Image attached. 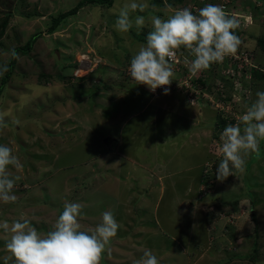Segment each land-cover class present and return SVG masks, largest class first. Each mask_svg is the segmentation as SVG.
Instances as JSON below:
<instances>
[{
    "label": "rangeland",
    "instance_id": "374dc122",
    "mask_svg": "<svg viewBox=\"0 0 264 264\" xmlns=\"http://www.w3.org/2000/svg\"><path fill=\"white\" fill-rule=\"evenodd\" d=\"M79 1L0 0V66L14 61L9 78L3 80L6 71L0 74L6 125L0 144L11 147L23 165L19 172L9 166L20 177L13 190L17 199L0 202V221L25 216L47 232L66 202L80 203L81 230H93L106 211L119 224L101 264H133L145 250L160 264H264V141L247 158L244 173L224 182L215 174L220 133L264 91V78L252 73L236 81L214 63L203 75L211 87L212 94L202 91L208 99L192 105L189 90L172 87L178 102L154 97L164 92H152L128 74L151 30L148 17L167 18L165 13L200 0H145L149 9L133 14L145 16L144 28L126 34L113 27L124 0L86 2L50 31L53 19ZM233 1L240 45L251 54L252 71H264L258 42L264 40V0ZM39 31L27 53L11 56ZM173 71V81L184 74ZM167 129L181 137L159 142L153 134ZM185 163L194 170L188 172ZM5 240L0 230V264Z\"/></svg>",
    "mask_w": 264,
    "mask_h": 264
},
{
    "label": "clouds",
    "instance_id": "9594fccd",
    "mask_svg": "<svg viewBox=\"0 0 264 264\" xmlns=\"http://www.w3.org/2000/svg\"><path fill=\"white\" fill-rule=\"evenodd\" d=\"M154 7V6H153ZM166 8L171 5L165 4ZM149 9L145 0H124L118 7L114 29L121 34L135 27L139 33L146 24L143 13ZM167 18L151 15L148 22L151 30L146 43L139 45L128 67L129 77L136 84L146 85L155 92L163 88L169 94L173 81L174 64L177 52L185 49L188 71L197 75L214 63L235 55L241 43L235 30L239 21L234 15L214 4H208L193 14L189 8H178ZM11 56L18 58L15 50ZM7 66H0V74ZM178 90V89H176ZM255 100L245 107L236 123L228 124L219 135L216 152L221 157L216 169V179L224 182L229 176L242 174L246 169L247 158L259 151L264 141V91H257ZM5 114L0 113V128L5 127ZM9 166L19 172L23 165L8 145L0 144V202L14 203L17 199L13 190L18 175H13ZM80 203L66 202L62 213L47 232L38 231L32 221L21 216L9 222L0 221L5 240L3 264H101L102 257L111 238L116 236L119 224L111 211L102 213L101 222L89 231L81 230L82 218ZM133 264H160L152 250H145Z\"/></svg>",
    "mask_w": 264,
    "mask_h": 264
},
{
    "label": "built area",
    "instance_id": "2783aa9c",
    "mask_svg": "<svg viewBox=\"0 0 264 264\" xmlns=\"http://www.w3.org/2000/svg\"><path fill=\"white\" fill-rule=\"evenodd\" d=\"M234 3L233 0H200L198 3L190 2L186 5H181V8H189L192 10L193 14H198V10L205 7L208 4H214L222 7L226 13L229 15H234L235 7L232 6ZM249 17V16H248ZM248 17H245L243 20H247ZM240 22V19H238ZM248 24V23H247ZM182 48L178 50L177 52V62L174 64V69L179 72H183L184 74L180 78H176V80L172 81V83L168 87L169 89L172 87V89H178L183 88L190 91L192 94L190 97H188V101L190 104L195 105L197 102H199V98H205L208 99L209 97L205 96L202 91L207 90L212 94L210 91L211 89H208L207 84H202V81L205 79L203 78V75L205 76V72L198 73L197 75L193 76L189 71L188 67L185 64V57L190 61L192 59L191 56H188V53L186 50L182 52ZM219 65H222L221 72L225 73L227 76H233L236 81L238 78H240L242 75H244V78L251 77L252 71V57L251 54L246 50L242 49V46L239 45L238 50L235 55H230L226 57L222 63H218ZM183 70V71H182ZM250 73V75H248ZM249 80V79H248ZM164 90L163 88H160ZM157 89L156 91L160 90ZM220 101H222V104L227 103L229 100L226 96L219 97ZM224 116V114H222Z\"/></svg>",
    "mask_w": 264,
    "mask_h": 264
},
{
    "label": "trees",
    "instance_id": "16d2710c",
    "mask_svg": "<svg viewBox=\"0 0 264 264\" xmlns=\"http://www.w3.org/2000/svg\"><path fill=\"white\" fill-rule=\"evenodd\" d=\"M183 1V0H180V2ZM86 2H94V3H101V4H107V5H111L113 3V0H80L74 7H72L71 9L65 11L64 13H62L61 15H59V17H56L53 19V24L51 25L50 27V31H52L56 25H58V22L64 18L65 16H68V15H72V14H75L79 8L82 7V5ZM41 34V31L33 34L29 40L26 42V44L24 46H20V47H16L14 48L13 50H15L16 54L19 52V51H22L23 53H27L31 48H32V45L34 44V42L36 41V39L40 36ZM235 34L239 37L240 34H241V31H240V28H237L235 30ZM255 34V33H253ZM258 38V37H257ZM255 38V39H257ZM256 42V41H255ZM258 42L259 44H261L263 47H264V40H261V38H258ZM13 67H14V61L11 60V63L9 64L8 68H7V71L6 73L3 75V80H6L7 78L10 77V75L12 74V71H13ZM253 74L255 75V77H257L258 79H263L264 78V71L259 69V68H256L254 69L253 71ZM202 84H205V81H202ZM211 89V87H210ZM158 93L160 92H164L162 89L158 90L157 91ZM155 97H160L159 95L155 96ZM220 124L219 125H222L221 122H222V116H220ZM255 220H257L255 218ZM256 255H252L251 256V259L254 260V261H258V259H256Z\"/></svg>",
    "mask_w": 264,
    "mask_h": 264
},
{
    "label": "crops",
    "instance_id": "0c3cea01",
    "mask_svg": "<svg viewBox=\"0 0 264 264\" xmlns=\"http://www.w3.org/2000/svg\"><path fill=\"white\" fill-rule=\"evenodd\" d=\"M138 86V85H137ZM138 88H140L141 89V86H138ZM146 94V96H149V99L151 98V97H153V95H151V93H145ZM166 97H168V99H169V103H171V104H173V103H176V102H178L177 100L179 99V94H178V91H169V94H164V93H162L161 95H159V96H163L162 98H164L165 96ZM175 95H177V97H175ZM155 97V96H154ZM135 99V98H134ZM134 99H130L129 101H130V103L134 100ZM142 101L141 103L143 104V105H145V103L147 102H145V101H143L142 100V98L141 97H136V101ZM152 100V99H151ZM164 104V103H163ZM181 109V108H180ZM190 117H191V114H190ZM191 119H193V117H191ZM195 119V118H194ZM197 120V119H196ZM193 130V128L192 129H189L188 131H187V134H189L191 131ZM180 131V130H179ZM185 134V133H184ZM152 135V134H151ZM154 135V137H156V139L160 142V141H163L164 143H169V141H170V139L173 137V136H180L181 137V135H180V132H178L176 129L175 130H169V129H167V130H165V131H158L157 130V132L156 133H154L153 134ZM172 136V137H171ZM188 136V135H187ZM207 150V149H206ZM175 155V154H174ZM169 159H172V158H169ZM167 164V163H166ZM195 164H197V163H195ZM192 165H194V164H187V163H185V165H184V168H187V166H189L190 167V169L189 170H187L188 172L189 171H192V170H194V169H192ZM166 167H167V165H166ZM179 171H181L182 170V168H179L178 169ZM167 173H169V170L167 171ZM191 210V209H190Z\"/></svg>",
    "mask_w": 264,
    "mask_h": 264
},
{
    "label": "bare ground",
    "instance_id": "6f19581e",
    "mask_svg": "<svg viewBox=\"0 0 264 264\" xmlns=\"http://www.w3.org/2000/svg\"><path fill=\"white\" fill-rule=\"evenodd\" d=\"M162 117H164V116H162ZM77 188V187H76ZM183 193V192H182Z\"/></svg>",
    "mask_w": 264,
    "mask_h": 264
}]
</instances>
